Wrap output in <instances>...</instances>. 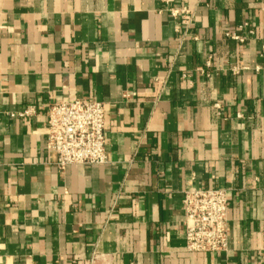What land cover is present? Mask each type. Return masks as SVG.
<instances>
[{"label": "crops", "instance_id": "crops-1", "mask_svg": "<svg viewBox=\"0 0 264 264\" xmlns=\"http://www.w3.org/2000/svg\"><path fill=\"white\" fill-rule=\"evenodd\" d=\"M75 99L108 162L60 171ZM194 187L226 192L223 252L185 250ZM0 264H264V0H0Z\"/></svg>", "mask_w": 264, "mask_h": 264}, {"label": "built area", "instance_id": "built-area-1", "mask_svg": "<svg viewBox=\"0 0 264 264\" xmlns=\"http://www.w3.org/2000/svg\"><path fill=\"white\" fill-rule=\"evenodd\" d=\"M172 18H184L186 8L169 9ZM231 38L240 43L239 36ZM206 66H209L207 62ZM31 111L18 114L26 116ZM105 112L94 100H62L51 104L46 120L47 151L54 166H100L108 162L105 149ZM183 231L188 253L223 252L227 247V195L220 189L190 188L183 192Z\"/></svg>", "mask_w": 264, "mask_h": 264}]
</instances>
